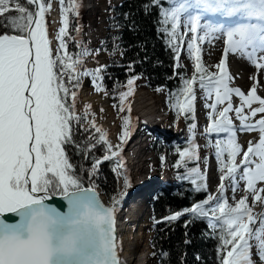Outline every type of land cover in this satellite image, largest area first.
<instances>
[{"label":"snow or ice","instance_id":"6c2138e0","mask_svg":"<svg viewBox=\"0 0 264 264\" xmlns=\"http://www.w3.org/2000/svg\"><path fill=\"white\" fill-rule=\"evenodd\" d=\"M58 3L59 27L53 40L46 24L52 0H0V264H126L120 256L117 213L132 186L123 150L136 123L127 98L139 79L147 80L134 69L148 56L141 60L137 53L127 64H101L98 57L104 52L109 58L117 53L123 58L127 48L122 29L138 32L134 17L140 11L153 17L157 36L170 51L172 76L166 79L178 78L173 88L160 85L156 91L166 93L170 110L187 123V146L175 147L178 157L171 167L177 170V179L191 183L194 192L207 191L208 157H203L202 170L195 141L198 85L204 107L211 109L203 134L218 137L215 143L207 139L205 147L214 149L221 173L215 195L181 210L170 209L159 220L153 216L152 227L172 224L187 214L184 245L195 238L189 236V226L206 222L216 241L214 264H256L254 255L264 264V213L255 216L247 202L251 197L252 205L264 206V97L257 94L255 76L246 93L232 86L234 77L227 65L229 54H239L264 71V0H142L137 12L123 13L117 12L123 3L107 0L108 26L114 34L110 46L102 39L95 48L82 38L81 0ZM215 39H222L223 50L212 71L202 56L203 46ZM136 46L144 51L142 43ZM185 54L190 77L185 75L188 66L181 64ZM88 57L97 62L96 67L86 66ZM110 67H123L126 74L124 81L113 82L111 90L105 85L106 78L112 79ZM85 79L95 92L111 94L113 109L123 113L115 145L107 130L97 125L90 104L77 108ZM238 131L256 132L258 139L248 141L245 149L237 141ZM159 159L163 168L166 156ZM190 161L196 166H189ZM104 162L123 182V190L111 193L107 204L98 191L107 180L102 174ZM241 181L244 195L237 200ZM229 188L231 204L226 196ZM54 197L62 198L66 207L49 203ZM8 214L16 217L14 222L5 218ZM152 247L151 255L160 257L159 264H170L169 251H155V242ZM187 255L185 249L180 264H186ZM195 261L205 264L199 252Z\"/></svg>","mask_w":264,"mask_h":264},{"label":"trees","instance_id":"16d2710c","mask_svg":"<svg viewBox=\"0 0 264 264\" xmlns=\"http://www.w3.org/2000/svg\"><path fill=\"white\" fill-rule=\"evenodd\" d=\"M67 1V0H65ZM142 0H126L123 2V7H117L118 13H123L126 11L137 12L138 7L141 5ZM109 15V13H108ZM108 15H107V30L103 40H106L111 44L110 37L114 34V30L108 26ZM137 24L139 25V31L133 33L128 30L127 27L122 29L123 45L127 48L123 58L119 53L113 55L111 58L108 56V63L119 62L121 64H127L130 60H135L137 58V53H139V58L143 60L145 54L148 56V60L144 61L142 64L135 65L136 73H143L144 78L139 79L145 82V86L150 91L158 93L156 88L160 85H165L168 89L173 88L178 85V78L176 79H166V77L172 76L170 51L165 49L164 41L161 37H158L155 31V26L152 23L153 17L145 16L142 11L137 12L134 17ZM123 22V21H122ZM142 43L144 46V51H141L136 45ZM131 45V47H129ZM106 54V53H105ZM159 61L160 63H157ZM108 71L112 74V79H105L106 87L111 90L113 82L118 78L121 81L126 79V74L123 67H110ZM166 94V93H165ZM110 102L113 104L115 101L112 95H107ZM131 97H128V101L131 102ZM117 111V109H115ZM118 113V112H117ZM123 115V113L119 114ZM184 120L185 118L182 117ZM191 121L189 117V122ZM187 144H183L181 147H185ZM102 153H97L101 155ZM87 163H90L87 162ZM172 165V164H171ZM189 166L193 164L189 163ZM102 174L107 178L106 183H101L100 188H98L101 194L104 196L105 200L109 202V195L116 191V180L113 173L110 170L108 162L102 164ZM173 172L177 173L176 169ZM180 171V169H179ZM182 171V170H181ZM87 186V185H85ZM204 192L196 193L192 190L191 183L189 181H183L175 178V188L172 192L160 195L153 205V215L157 220L162 216L168 215L169 210H181L184 207H190L196 200L203 199L205 197ZM188 215L185 214L179 220L172 224L159 223L153 229V235L150 240V249L153 252L152 247L153 242L156 244L155 251L159 252L161 248L170 252V264H180L179 256L186 249L187 258L186 264H196L195 253L199 252L205 264H214V247L216 241L212 238L211 230L208 229L206 222H196L189 226L187 231L189 236H194L193 243L190 245H184V233L186 231L184 227V221L188 219ZM159 264L160 257H156ZM168 264V262H166Z\"/></svg>","mask_w":264,"mask_h":264},{"label":"rangeland","instance_id":"374dc122","mask_svg":"<svg viewBox=\"0 0 264 264\" xmlns=\"http://www.w3.org/2000/svg\"><path fill=\"white\" fill-rule=\"evenodd\" d=\"M99 1L100 0H94V5H93L92 10H90V11H88L86 13L84 12L82 14V29H83L82 30V38H83V40L85 42H90L89 43V47L90 48H95L97 46L98 41L102 40L103 37L105 36V34H104L103 30H102V27H101L102 26V22L105 19V13H104V10L103 11L99 10V6H100ZM65 2H67V1H65ZM52 4L55 6V8L57 10V15H58L57 16V18H58L57 30H58V27H59V3H58V0H52ZM46 18H48V14L46 15ZM46 22H47V19H46ZM53 46H54V44H53ZM206 57H207L206 55L202 56L205 65L208 66L212 71H216V69L213 67L215 64H213L211 61L207 60ZM108 60L109 59H108L107 54H105L104 52H101L99 57H98V62L103 64V63H108ZM234 60L237 61L235 55L234 54H229L228 61H227L228 62L227 63L228 69L230 68V69L233 70V73H234L236 81H237V83H232V86H238L246 93L251 86L247 85V83L245 82V80L243 78L242 73H240V72H238L236 70V64H235L236 61H234ZM181 64H184V65L188 66V70L186 72V76L190 77L191 74H192L191 73V67H190V61H188V59L186 57V54L182 55ZM86 66L89 67V68L96 67L97 66V62L95 60H93L92 57H88L87 61H86ZM256 82L259 84L258 79L256 80ZM86 85H89L90 89L95 94H99V93L94 91V89L92 88L89 80L85 79V81L83 83V86H82V89H81V91L79 93V97H78V104H77L78 110H82L83 109L84 103L80 102V97H81V94L83 92V88ZM137 89H145L143 81H140L138 83V85H136L135 92H136ZM84 90H85V88H84ZM91 90H89V91L91 92ZM194 90H195V94H196L195 113H197V110H199L200 115H201L200 118L196 119V123H197V125H202L203 122L207 120V113H208V111H211V109H206L204 107L205 101H204V99L201 98L203 96V92L199 88V86H196ZM261 91L262 90H261L260 86H258L257 94H260ZM135 92L132 95L133 100H132L131 112H130V116L132 117L133 122L136 120V119H134L135 118L134 117L135 113L136 114L137 113H139V114L142 113L144 115H146L148 113V111H146V110H142L140 112L138 111L140 109V107H142L143 105H147V106L149 105L150 106L151 104L154 105L153 102H157V104H158L157 107H161L163 109H167L168 110V114H169V117H170L169 118L170 120L168 121V123H171L172 126L168 127V130H167V127H162V128H163L164 131L165 130L169 131L170 132V136L167 137L168 139H165L164 136H160L159 140L156 141V144L152 145V148L156 151L155 152L156 158L151 157L152 158L151 159L152 164L148 168L147 171L150 174V176H152V177L157 175L156 178H158L160 181L163 178H165V177H170L171 179H173L175 173L171 170L170 164H173L175 159L178 157V154L175 152L174 149H175V146L181 144L182 140H184V138H185L183 133H179L180 126L183 123L181 121V117L179 119H177V113L176 112L173 113V111L170 110L168 104H166V98H165L163 93L160 92L159 95L158 94H150L151 92H147V91L145 92V90H144L145 96L142 95V100L143 101L142 102H137L136 97H135ZM101 94L104 96L103 98L107 102H109L108 97L106 95H104L103 93H101ZM150 97L153 100L149 99ZM262 97H264V95H262ZM209 103H210V101H209ZM234 103H236V102H234ZM237 103H238V101H237ZM109 104H110V102H109ZM110 106H111V104H110ZM154 109L156 110L155 105H154ZM111 111H112V119H113L112 121H114L117 124H120L121 123L120 118H119V116L116 115V110L113 109L112 106H111ZM104 122L105 121H102L101 123H98V121L96 120L97 125L99 127H102V128H105V123ZM106 122H107V120H106ZM116 127L117 126H115L114 128H116ZM116 131L119 132L120 131V127L116 128ZM156 134H157V132H156ZM112 137H113L112 136V132H109L108 138H109L110 141L112 140ZM208 139H210V138H208ZM257 139H258V135L254 136V137L252 136L250 138H248V137H246L244 135V136H241L239 138L238 143H240L241 146L243 144V148L246 149L247 145H245L244 142L250 141V140L251 141H256ZM196 140H197L196 143L200 146L201 139L200 138H196ZM176 141H177V143H176ZM211 141H212V143H215V140H211ZM199 153H200L201 159L204 156L208 157V167H207V171L205 173V175H206V183H207V193L214 195L217 192V188H218L219 182L217 183L216 180H215V183L212 185L211 180L215 179V178L217 179L220 176L219 172L214 173L215 165H216V161H215V163L213 161V160H215L214 149L208 148V147H206L205 149H201L199 147ZM162 154L166 156L165 166L163 168H161V166H160V159H159ZM191 163L196 164L197 162L196 161H191ZM216 168H217V165H216ZM201 169L203 170L202 167H201ZM183 171H184V169L181 168L180 169V173L182 174ZM127 173H128V175L130 177V180H131L132 179L131 172L128 171ZM132 175H133V173H132ZM114 176H115V179H116V175L115 174H114ZM159 180H158V182H159ZM121 181H122V179H121ZM173 181H174V179H173ZM117 190H123V184L122 183L120 184L118 179H116V191ZM143 191H145V190H143ZM262 194H264V193H262ZM242 195H244V189H243L242 183H240L238 189L235 192V199L238 200ZM226 196H227L228 202L230 204L234 203L233 193L232 192L229 193V191L227 190ZM247 202L249 203V205L251 207H253V214L255 215V211L258 209V205H260V204L257 203L256 205H252L251 197H249ZM255 216H258V215H255ZM256 226H258V225H253V227H256ZM146 231L147 232L144 235L145 237L148 234H150L149 233L150 232L149 229L146 230ZM146 238H148V237H146ZM151 253L152 252H150V260H155L154 257L151 255ZM253 259L256 261V264H259L257 259L254 256H253ZM152 263H153V261H152Z\"/></svg>","mask_w":264,"mask_h":264},{"label":"bare ground","instance_id":"6f19581e","mask_svg":"<svg viewBox=\"0 0 264 264\" xmlns=\"http://www.w3.org/2000/svg\"><path fill=\"white\" fill-rule=\"evenodd\" d=\"M101 1V2H100ZM100 6H99V10L103 11L104 10V5H105V0H100ZM118 2V1H117ZM57 10L55 8V6L53 5L52 9L49 11L48 13V18L47 19V26L49 29V34H50V38H53L54 40V35H55V31L57 30ZM55 43V42H54ZM222 48H223V41L222 39H218L215 40V42L213 44H205L203 46V55H206V59L211 61L213 64L218 63V60L221 56L222 53ZM208 50V51H207ZM236 61V60H234ZM236 64V70L240 73H242L243 78L245 80V82L247 83V85H250L253 83L252 77L255 76L258 81L259 84L258 86H260L261 88V93L260 95H264V71H259L257 69H255L249 62H241L239 60H237L235 62ZM229 72L230 74L234 77L232 83H237L235 75L233 73V70L229 68ZM85 88V90H84ZM83 88V92L81 94L80 97V102L83 103H88L91 105V110L92 112L95 114V118L98 121V123H101L102 121H105V130H107V132H111L112 131V135H113V143L112 144H117L118 141V135L119 132L116 131V128L120 127V124L115 123L114 121H112V111H111V106L109 104V102H107L103 97V95L101 93L99 94H95L89 87V85H86ZM91 90V92L89 91ZM163 93V92H161ZM150 94H154V93H150ZM142 95L145 96V92L144 89H137L135 92V97L137 102H142ZM159 95V94H158ZM141 100V101H140ZM158 101V100H157ZM144 103V102H143ZM154 105H158L157 102H153ZM142 104V103H141ZM153 105L151 104L149 106V109H152ZM143 109L146 108L142 107ZM159 111L163 114V116L165 117V125L162 127H171L172 124L168 123V121L170 120L169 118V114H168V110L167 109H163V108H158ZM103 110V111H102ZM174 113V111H173ZM172 113V114H173ZM107 120V122H106ZM164 122L162 124H164ZM117 126L116 128H114L115 126ZM168 125V126H167ZM161 127V126H160ZM136 130H138V126H136ZM158 130V131H157ZM167 130H161L160 128H154L153 132H160L163 133V136L165 139H168L167 137L170 136V132ZM116 132V133H115ZM258 135V134H256ZM256 135H248L246 137L250 138L252 136H256ZM124 151V150H123ZM143 159V158H142ZM141 158L136 159L135 164H138L139 169H138V182L137 184L134 186V184H131V188H129V190L127 189V196L132 197L134 194L138 193L139 191L144 190L145 188L149 187V186H154L155 182H158L154 177H151L150 174L148 173V168L151 166L152 162L151 159L147 158V159H143ZM137 166V168H138ZM216 182L218 183V178L216 179H212L211 183L212 185ZM103 198L104 196L102 194H100ZM105 200V198H104ZM140 201H144V200H140ZM123 203V202H122ZM122 205V204H121ZM128 209H126L127 211ZM122 213L120 214V216L118 217V234H119V240L122 242V251H121V259L126 261V264H158V260L155 257V260H150V240L152 238L151 233L148 234L146 238L144 235L146 234V230L144 231L145 228V224H141L139 225V227H134L133 223L140 221L141 219V213L138 212V209H130L127 213L123 212V208L122 210L120 209L119 212ZM119 215V213H118ZM146 218V215L143 217ZM138 220V221H137ZM145 238V239H144ZM153 261V263H152Z\"/></svg>","mask_w":264,"mask_h":264},{"label":"water","instance_id":"95a60500","mask_svg":"<svg viewBox=\"0 0 264 264\" xmlns=\"http://www.w3.org/2000/svg\"><path fill=\"white\" fill-rule=\"evenodd\" d=\"M102 202H104L106 204V202L104 201L103 197L100 195ZM49 203H52L53 206L57 207V208H61L62 207H66V204H64V202L62 201V198L60 197H54L52 198L50 201H48ZM9 222H14V220L16 219V217H14L11 214H8L5 217ZM117 221H118V213H117ZM117 232H118V222H117ZM121 256V253H120Z\"/></svg>","mask_w":264,"mask_h":264}]
</instances>
